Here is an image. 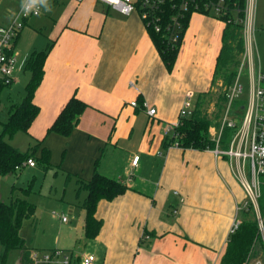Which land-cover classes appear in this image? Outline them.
I'll use <instances>...</instances> for the list:
<instances>
[{
    "label": "crops",
    "instance_id": "obj_1",
    "mask_svg": "<svg viewBox=\"0 0 264 264\" xmlns=\"http://www.w3.org/2000/svg\"><path fill=\"white\" fill-rule=\"evenodd\" d=\"M61 2L64 10L53 22L50 40L44 48L25 53L27 57L51 43L33 95L39 113L27 133L20 132L21 138L17 132L5 140L20 151L41 140L35 157L42 148L48 150L50 169L73 180L77 192L80 182L89 181L95 170L126 186L123 194L98 202L94 215L101 228L94 239L84 237V190L80 226L85 243L81 251L66 249L74 254L73 264H79L86 253L95 256L93 264H220L230 225L235 216L241 222L237 214L250 204L233 171L235 161L225 155L215 157L214 147L164 149L162 141L165 128L178 120L188 96L193 110L199 94L213 91L211 80L225 24L209 15L192 14L169 71L136 12L124 15L97 0ZM10 14L0 15V26L11 21L14 14ZM29 17L13 40V53ZM244 50L247 77L248 71L264 73L259 63L255 67L251 43ZM26 57L14 66L12 83L0 93L17 84ZM24 86L15 99L8 89L6 119L9 106L21 101ZM71 96L87 104L77 125L68 136L45 135ZM133 100L135 107L130 105ZM149 108L155 109L153 116L147 113ZM208 108L205 103L204 109ZM6 119L0 121V131ZM217 126L218 122L209 127L210 139ZM220 148L226 146L221 142ZM57 217L71 231L78 228L80 216L76 220L62 212ZM20 258L18 252L15 264ZM251 258L245 264L257 261Z\"/></svg>",
    "mask_w": 264,
    "mask_h": 264
},
{
    "label": "trees",
    "instance_id": "obj_2",
    "mask_svg": "<svg viewBox=\"0 0 264 264\" xmlns=\"http://www.w3.org/2000/svg\"><path fill=\"white\" fill-rule=\"evenodd\" d=\"M239 9L238 17H244L245 0H237ZM229 23L225 24L222 34V46L217 57L211 87L215 79L221 80V87L228 88L237 74L240 56L244 51V41L242 37V25L234 22V17L230 14ZM186 27V24H185ZM151 39L163 61L167 70H171L175 62L178 47H168L156 33L149 32ZM184 33V32H183ZM51 47V43L43 50L31 52L23 63V70L29 73V79L24 86V95L20 102L13 103L8 108V117L1 123L0 131V176L12 175L25 164L28 159H32L34 164L40 165L43 169L49 167V152L42 148L39 158L35 157V152L41 145V140L29 147L26 151H20L11 146L5 139L13 137L17 132L27 133V130L39 113V107L33 103V95L43 77V64L45 57ZM8 85L0 84V92ZM207 92L199 94L194 104V108L189 117L182 118L180 125L176 128L177 133H184V137L179 140L181 149H211L214 142L210 139L208 129L211 125H216L218 118L226 103V91H219L218 94ZM213 103L214 112L210 114L204 109V104ZM240 107L245 106L242 100ZM87 108V104L71 96L63 105L54 121L46 129L45 135L56 133L61 136H68L79 121V117ZM227 130V129H226ZM163 148L173 143V138L168 135L163 137ZM224 145V143H222ZM85 190L86 197L82 203L84 210V237L94 239L100 228L101 221L96 219L95 210L100 200L110 201L123 194L126 186L94 171L91 179L87 182H80L78 190ZM248 204L242 210L243 216L238 228L228 236L224 252L220 259V264H245L251 257H258L264 260V245L258 234L256 217ZM35 206L23 197H11L8 203L0 200V264H6V256L12 250H18L21 262L26 263L30 249L24 240L19 236V228L22 220L32 217Z\"/></svg>",
    "mask_w": 264,
    "mask_h": 264
},
{
    "label": "built area",
    "instance_id": "obj_3",
    "mask_svg": "<svg viewBox=\"0 0 264 264\" xmlns=\"http://www.w3.org/2000/svg\"><path fill=\"white\" fill-rule=\"evenodd\" d=\"M80 2L82 0H75ZM107 8H112L119 13L129 15L136 12L148 32L156 33L162 41L171 48L180 45L185 24L188 18L194 14L212 16L221 20L224 24L229 23L230 14L234 22L242 25L244 38H248L253 32V15L255 0H245L244 17L239 18L237 0H97ZM27 6V11L25 10ZM39 10L32 4L31 0H25L20 8L14 13L11 21L0 26V84L10 85L13 81V69L16 57L13 53V40L22 28L24 20L31 15H37ZM250 43V42H249ZM244 57L247 58V53ZM244 66V62H242ZM242 70L237 72L234 81L226 92V103L218 119V126L214 133H211V140L214 141L213 154L215 157L225 155L229 160L235 161V167L239 173V181L243 188L248 202L256 212L258 234L264 245V225L262 215L258 210L257 199L260 195V175H264V73L258 70L255 74L248 71L249 91L245 100V106L240 107L239 112L234 111V116H240V124L237 126L230 114L232 102L242 91L239 83ZM131 87L133 83L129 84ZM189 96L187 102L180 109L178 120L168 125L164 135H170L173 143L168 148H180L179 140L185 135L179 134L176 128L180 120L189 117L192 109L189 108ZM132 107L137 106L135 100L130 102ZM147 107L146 102L142 103ZM147 113L153 116L155 109L149 108ZM226 129L233 130V135L227 148L221 149L220 143L222 134ZM211 130V129H210ZM209 132V131H208ZM138 156L132 160L136 164ZM26 166H34V161L28 159ZM17 169V167H16ZM247 203L244 204L246 206ZM62 220H66L64 216ZM240 220L234 217L228 234H232L239 226ZM74 254L70 251H63L57 248L49 251L39 252L31 250L26 263L19 264H73ZM95 256L90 253L83 254L79 264H93ZM254 264H262L257 260Z\"/></svg>",
    "mask_w": 264,
    "mask_h": 264
},
{
    "label": "rangeland",
    "instance_id": "obj_4",
    "mask_svg": "<svg viewBox=\"0 0 264 264\" xmlns=\"http://www.w3.org/2000/svg\"><path fill=\"white\" fill-rule=\"evenodd\" d=\"M24 1L25 0H0V15L7 16L10 13L12 14V12L16 10V7L22 5ZM31 2L37 6L39 14L30 16L27 25L22 30L24 37L20 43L18 41V44H16V47L14 48V54L16 57L14 66H17L21 62L27 49L39 50L45 47L47 41L50 40L49 36L53 22L58 20L64 10L61 0H31ZM242 37L244 41V49H246V51L248 43H251L256 61L255 67H257V63H259L262 71H264V0H255L253 32L246 39L242 33ZM244 55L245 50L241 54L240 62L237 65V72L243 68L239 79V83L242 85V91L232 102L230 110V114L233 117L232 119L237 126L240 124V116H234L233 112H239L240 104L242 100H246L249 91V80L244 66L242 65V62H244ZM28 77L29 74L27 72L24 74L23 70L20 68L17 84L13 87H9L13 90V99L23 93L22 89L25 85L24 81ZM221 84V80L215 79L213 85L214 89L211 91L215 93L214 96H216L219 91H228L230 86L228 88H223L221 87ZM261 85L264 88V83ZM9 88H5L3 92L0 93V121L6 119V106L8 101L7 92ZM210 103H212V101H210ZM210 103L209 108L207 109H210V111L207 112L211 116L214 109L211 107L212 104ZM232 135L233 130L231 129L225 130L222 134L221 142L224 143L226 148L230 143ZM18 136V138H21L23 135L19 132ZM233 171L236 178L239 180L240 175L238 170H235V167H233ZM83 192V189L77 192L73 180L67 178L65 174L60 173L56 169H50V166L43 169L38 164H35L32 167L22 164L12 175L0 176L1 201L7 203L10 201L11 197H23L35 206L32 217L22 220L19 228V236L24 240L28 248L39 250L41 252L48 251L53 246L59 247V249L61 248L63 251L70 248H74L78 251L82 250L81 247L85 243V239L81 234L80 226V223H82V209L80 204L82 203ZM257 205L259 206L264 222V175H260V195L257 199ZM62 212L70 215L73 214L74 219L76 220L80 216V218H78V228L76 226L71 231L69 224L62 225L57 217V215ZM237 216L242 217L243 212L239 211ZM0 254H2L1 249ZM17 258L18 250H12L8 252L6 262L8 264H15ZM252 259L255 261L259 258L252 257L251 260ZM262 264H264V260L262 261Z\"/></svg>",
    "mask_w": 264,
    "mask_h": 264
},
{
    "label": "clouds",
    "instance_id": "obj_5",
    "mask_svg": "<svg viewBox=\"0 0 264 264\" xmlns=\"http://www.w3.org/2000/svg\"><path fill=\"white\" fill-rule=\"evenodd\" d=\"M25 10L27 11L28 9H27V6H25Z\"/></svg>",
    "mask_w": 264,
    "mask_h": 264
}]
</instances>
